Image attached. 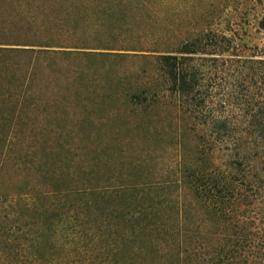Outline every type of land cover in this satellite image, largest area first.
I'll list each match as a JSON object with an SVG mask.
<instances>
[{"label": "trees", "instance_id": "obj_1", "mask_svg": "<svg viewBox=\"0 0 264 264\" xmlns=\"http://www.w3.org/2000/svg\"><path fill=\"white\" fill-rule=\"evenodd\" d=\"M221 7L0 0V157L73 142L30 147L0 191L1 219L32 220L4 228L9 264H264V50ZM102 135L146 149L101 159Z\"/></svg>", "mask_w": 264, "mask_h": 264}, {"label": "rangeland", "instance_id": "obj_2", "mask_svg": "<svg viewBox=\"0 0 264 264\" xmlns=\"http://www.w3.org/2000/svg\"><path fill=\"white\" fill-rule=\"evenodd\" d=\"M199 2L205 5L221 4V11L217 12L220 13L217 18L221 25L226 26V28L228 26L230 30L236 31L239 38L242 39L248 47L252 48L257 46L264 50V0H199ZM214 15L216 16L215 13H213V16ZM1 136L3 135H0V137ZM46 139L50 142L43 143ZM98 139H100V143H98V141L96 142L97 149L109 148L108 151H102L103 154L100 155L101 159H104L105 155H111L113 152L119 150L122 151L125 156H132L133 150L136 149L140 151L146 149L143 138L138 136L102 135L98 136ZM69 140L71 139L65 136H42L33 138L22 134L12 138L9 145L7 144L9 146L8 156L5 159L0 157V165L4 166L2 172H0V191H19L17 184L21 185L26 180V175H24L25 166H28L26 154L29 152L30 147L36 149H49L54 147L60 153V151L66 150L64 147L73 145V142H69ZM1 146L2 142L0 140V148ZM12 221H15L16 227L22 228L24 224H26L27 227L28 223L32 220L28 217H23L18 219L14 218ZM12 221L8 223L5 218H0V238L3 239L5 237L6 232H4L3 235L2 232L5 231L4 228L10 225ZM57 252H59V250ZM73 255L74 257L76 256V254H72V256ZM63 260L59 259L55 264H90L86 258L82 259L75 257L74 261ZM9 263V259H7L6 256L3 257L0 250V264Z\"/></svg>", "mask_w": 264, "mask_h": 264}]
</instances>
